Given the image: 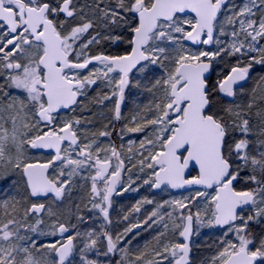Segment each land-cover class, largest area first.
Here are the masks:
<instances>
[{"label": "snow or ice", "instance_id": "snow-or-ice-1", "mask_svg": "<svg viewBox=\"0 0 264 264\" xmlns=\"http://www.w3.org/2000/svg\"><path fill=\"white\" fill-rule=\"evenodd\" d=\"M255 66L264 72V0H0V264H191L205 226L221 230L208 264H264V75L245 90ZM137 74L149 100L125 117ZM97 85L110 123L124 121L98 136L119 145L61 115ZM134 133L138 146L125 144ZM84 185L74 209L100 225L81 232L58 206ZM145 186L190 194L142 199L113 233L112 196ZM148 230L155 243L134 249L128 235Z\"/></svg>", "mask_w": 264, "mask_h": 264}, {"label": "rangeland", "instance_id": "rangeland-1", "mask_svg": "<svg viewBox=\"0 0 264 264\" xmlns=\"http://www.w3.org/2000/svg\"><path fill=\"white\" fill-rule=\"evenodd\" d=\"M246 0H232L230 3L234 4L236 6H240L243 3H245ZM223 19V17H221ZM112 51H119V49H112ZM230 63H235V60L232 59L229 61ZM224 67H227L226 63L217 64L216 70H221ZM140 74H137L136 77L133 80V86L127 88L126 92V102L123 109V115L125 117H129L133 114V112L137 109V107H142L144 104H146L149 100V97L146 93L143 92L142 89L136 88L135 85V79L139 78ZM260 75H264V72L260 70L259 66H255V70L252 72V78L247 81L245 84V90L250 91L253 86L256 83V78ZM106 89L103 88L102 85L94 86L92 98H89L88 95L85 98H82L83 100V109L76 108L75 112H69L66 116H75V117H82L85 120L92 121L91 124L86 125L88 131L87 135L91 136L93 134H96L98 141L100 140L102 143V146H107L109 143V137H99L98 133L100 131L104 130V126L107 124L109 125V129L111 127L117 125L118 122H112L111 121V115H112V104H106L104 106H100L96 103L95 98L98 96V94L101 91H105ZM89 93V92H88ZM98 114L100 118L99 123L96 122V118H92L93 115ZM124 121H120V126L118 129L123 125ZM142 134H128V136L125 137V144L129 139L138 141L141 138ZM99 141V142H100ZM120 143L121 140L119 139ZM119 143V144H120ZM126 154V149H125ZM38 158L44 159L46 158L45 155H40L39 153L36 154ZM140 183L139 181L137 182ZM89 190L88 185H84L82 188H77L73 196L70 199H65V201L58 206L59 212L62 214L61 219L63 222L68 223L69 221L72 224L77 225L79 231L86 232L93 228H98L100 225V220L91 212L85 210L83 207L80 209L79 212H76L74 209V205L78 202V199L81 197L86 198V194ZM190 192L183 193V194H175L171 192L170 190L165 191H159L155 192L153 189H149L146 186L141 187L139 191H129L124 192L120 195H117V199L114 203V210L111 215L112 224L109 227V229L113 232H120L123 230V228L128 224V221H123L122 217L124 215H128L134 206L137 205L139 201H141L144 198L153 199L156 202H161L163 200H171V199H180L183 196L189 195ZM5 194L0 193V199H4ZM46 202V201H44ZM86 202V200H85ZM154 205L145 204L143 205L141 209L140 214H136L135 216H129V220H135V219H143L145 215L151 212ZM77 215H83L85 217V221L83 223L78 222L76 219ZM93 217L92 220H88V217ZM220 229L217 228H209V227H201L199 228L198 232H195L194 238L192 241V247H193V255H192V264H208V260L214 252L216 251L215 242L220 236ZM155 230H148V231H141L139 236H136L133 239V234H129L128 238L132 239L134 249H144V247L147 245L148 248H151V246L155 243L154 237L156 236ZM44 239V238H42ZM51 239V238H48ZM78 243V242H77ZM90 258L96 259L97 257L94 254H90ZM104 264H107V260L104 257H99ZM118 259V257L116 258ZM72 264H80L79 255L73 257Z\"/></svg>", "mask_w": 264, "mask_h": 264}, {"label": "flooded vegetation", "instance_id": "flooded-vegetation-1", "mask_svg": "<svg viewBox=\"0 0 264 264\" xmlns=\"http://www.w3.org/2000/svg\"><path fill=\"white\" fill-rule=\"evenodd\" d=\"M93 88H94V86H93ZM93 88L89 90V93H88V97H89V98H92ZM68 113H69V112L64 111V112H62L61 115H62V116H65L66 114L68 115ZM115 127L118 129L117 125H116ZM99 141H100V140H99ZM110 142H113V143H115V144H117V145H119V143H120L119 138H118L115 134H113L111 137H109V141H108L107 143H110ZM100 143H101V141H100ZM101 145H102V143H101ZM116 199H117V195H115V196L113 197V199H112V212H111V215H112L113 210H114V203H115ZM111 215H110V217H111ZM110 226H111V225H110ZM110 226H109V227H110Z\"/></svg>", "mask_w": 264, "mask_h": 264}, {"label": "water", "instance_id": "water-1", "mask_svg": "<svg viewBox=\"0 0 264 264\" xmlns=\"http://www.w3.org/2000/svg\"><path fill=\"white\" fill-rule=\"evenodd\" d=\"M190 14V13H189ZM188 14V15H189ZM126 92H127V89L125 90V102H126ZM125 102H124V104L122 105V110H123V108H124V106H125ZM66 111V110H65ZM190 171H191V174L193 175V172H196V170H194V169H191L190 168ZM196 174H197V172H196ZM153 191H155V192H159V191H161V190H154L153 189ZM172 192H174V193H176V194H180V193H187V192H189L190 190H187V189H181V190H171ZM115 195V194H114ZM113 195V196H114ZM113 196H112V198H113ZM112 209V208H111ZM111 209H110V214H111ZM194 233H195V231H194ZM193 236H194V234L192 235V237H191V239H190V248H191V253H190V260H191V255H192V239H193ZM191 264H192V261H191Z\"/></svg>", "mask_w": 264, "mask_h": 264}, {"label": "trees", "instance_id": "trees-1", "mask_svg": "<svg viewBox=\"0 0 264 264\" xmlns=\"http://www.w3.org/2000/svg\"><path fill=\"white\" fill-rule=\"evenodd\" d=\"M226 71H227V67H224L221 70H219V68H218V70H215V72L213 73V76L216 77V76L220 75L222 72H226ZM92 118H94V119L96 118V122L99 123V119H97V118H100V117L98 114L93 115ZM119 126H120V121L117 123V127H119Z\"/></svg>", "mask_w": 264, "mask_h": 264}]
</instances>
